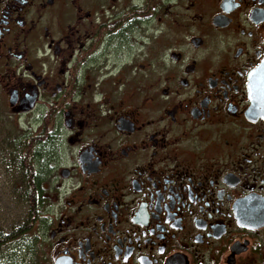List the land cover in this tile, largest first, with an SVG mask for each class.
<instances>
[{
    "label": "flooded vegetation",
    "instance_id": "flooded-vegetation-1",
    "mask_svg": "<svg viewBox=\"0 0 264 264\" xmlns=\"http://www.w3.org/2000/svg\"><path fill=\"white\" fill-rule=\"evenodd\" d=\"M164 1L152 58L158 0H0L8 105L54 141L36 264H264V0Z\"/></svg>",
    "mask_w": 264,
    "mask_h": 264
},
{
    "label": "rangeland",
    "instance_id": "rangeland-1",
    "mask_svg": "<svg viewBox=\"0 0 264 264\" xmlns=\"http://www.w3.org/2000/svg\"><path fill=\"white\" fill-rule=\"evenodd\" d=\"M157 4V19L151 20L149 14L143 16L140 26L142 34L141 37H136L137 42L141 41L143 55L152 58L159 55L163 49L164 39H167L171 25V14L168 13L174 7L164 0H158ZM136 48H139V44ZM7 79L8 76H0V230L4 232H9L21 224L25 220L27 210L23 197V170L17 161L21 144L17 151L11 147L12 142L25 141L23 138L27 125L10 110L5 93ZM66 161L67 159L64 162ZM28 240L4 249L0 253V264H36L35 252L27 250Z\"/></svg>",
    "mask_w": 264,
    "mask_h": 264
},
{
    "label": "trees",
    "instance_id": "trees-1",
    "mask_svg": "<svg viewBox=\"0 0 264 264\" xmlns=\"http://www.w3.org/2000/svg\"><path fill=\"white\" fill-rule=\"evenodd\" d=\"M24 142L20 140L13 143L14 149L17 151L20 145V151L17 155V161L20 168L23 170V197L26 204V217L25 220L19 224L15 229L9 232L0 230V253L3 252L8 246L14 245L20 241L28 240L27 250H35L37 243V235L34 233V226L39 222L42 217V211L47 204L43 193L45 190L42 185L45 181L50 179L51 168L48 167L46 161L50 159L51 143H54L52 138L46 136L43 139L46 143L43 148L38 147L41 142L40 138L24 134ZM40 164L41 169L37 170L34 163ZM48 162V161H47ZM44 168V169H43Z\"/></svg>",
    "mask_w": 264,
    "mask_h": 264
},
{
    "label": "water",
    "instance_id": "water-1",
    "mask_svg": "<svg viewBox=\"0 0 264 264\" xmlns=\"http://www.w3.org/2000/svg\"><path fill=\"white\" fill-rule=\"evenodd\" d=\"M252 80L254 86L253 111L258 112V114L264 119V61L262 62L260 68L253 75Z\"/></svg>",
    "mask_w": 264,
    "mask_h": 264
}]
</instances>
